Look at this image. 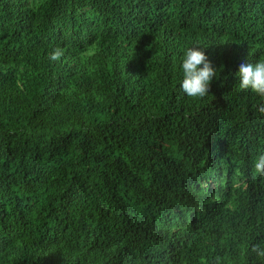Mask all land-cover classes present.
Returning <instances> with one entry per match:
<instances>
[{
    "label": "trees",
    "instance_id": "1",
    "mask_svg": "<svg viewBox=\"0 0 264 264\" xmlns=\"http://www.w3.org/2000/svg\"><path fill=\"white\" fill-rule=\"evenodd\" d=\"M261 58L264 0H0V264H264Z\"/></svg>",
    "mask_w": 264,
    "mask_h": 264
},
{
    "label": "clouds",
    "instance_id": "2",
    "mask_svg": "<svg viewBox=\"0 0 264 264\" xmlns=\"http://www.w3.org/2000/svg\"><path fill=\"white\" fill-rule=\"evenodd\" d=\"M201 47L188 48L182 61L183 79L181 88L191 98H203L209 94L210 85L216 76V69L206 57ZM64 52L61 48H55L49 58L59 61ZM239 87L242 90L252 92L264 98V58L255 64L242 63L238 72ZM259 112L264 115V105L259 106ZM254 172L264 177V153L255 158ZM251 252L260 258H264V245L254 244Z\"/></svg>",
    "mask_w": 264,
    "mask_h": 264
},
{
    "label": "rangeland",
    "instance_id": "3",
    "mask_svg": "<svg viewBox=\"0 0 264 264\" xmlns=\"http://www.w3.org/2000/svg\"><path fill=\"white\" fill-rule=\"evenodd\" d=\"M28 3H39V0H28ZM93 53V49H90L87 51V55H90ZM222 177L220 174L216 175L213 179V181L211 182V185L209 186L211 189L214 188V187H217L220 183H222ZM203 186H205L203 184Z\"/></svg>",
    "mask_w": 264,
    "mask_h": 264
}]
</instances>
